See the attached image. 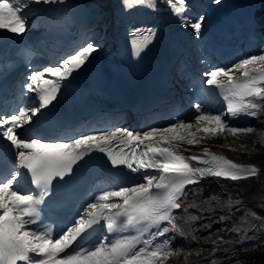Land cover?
I'll return each mask as SVG.
<instances>
[{"label":"snow or ice","instance_id":"snow-or-ice-1","mask_svg":"<svg viewBox=\"0 0 264 264\" xmlns=\"http://www.w3.org/2000/svg\"><path fill=\"white\" fill-rule=\"evenodd\" d=\"M130 2L122 0L125 9ZM164 2L182 27L202 38L204 15H187V0ZM212 2L219 4L221 0ZM41 3L64 4L68 0H0V30L22 36L32 28L24 8ZM134 3L156 9L153 0ZM140 31L133 29L130 35ZM145 31L147 35L133 41L136 58L156 36L155 29ZM99 50L98 44L89 41L58 64L33 69L20 85L22 95L34 94L29 103L11 111L7 104L0 106V264H167L183 250L182 246H172L176 236L186 238L184 227L178 224L180 212L188 214L189 208L198 207L182 208V204L189 194L202 195V181L215 178L222 185L224 181L264 176L257 166L236 163L208 148L186 155L182 147L200 145L210 137L239 138L258 131L264 140V130L232 123L241 117L264 123V49L239 58L231 66L203 73L202 88L212 89L223 99L222 111H211L201 99L192 106L195 115L174 117L167 126H150L143 131L118 126L94 128L51 141L43 136L23 138L17 130L50 111L74 73L86 67ZM95 154H102L112 167L123 165L141 173L144 182L113 184L100 190L82 204L59 234L54 233L44 220L58 213L68 196L57 197L54 192L61 182L71 184L89 167ZM231 207L230 202L229 210ZM250 217L259 219L256 212ZM198 218L186 216L184 223ZM100 229L106 234L97 238ZM246 233L247 229L245 239ZM213 244L218 246L216 241ZM209 264H218V260L212 258Z\"/></svg>","mask_w":264,"mask_h":264},{"label":"rangeland","instance_id":"rangeland-1","mask_svg":"<svg viewBox=\"0 0 264 264\" xmlns=\"http://www.w3.org/2000/svg\"><path fill=\"white\" fill-rule=\"evenodd\" d=\"M250 126H253L260 130H264V128L256 127L255 124ZM205 141L207 144L211 145L210 148L215 144H220L221 146L225 147L223 149L225 152L228 150H232L233 152H231V154L235 159H264V140L261 139V132L259 131L253 132L251 134L241 135L239 138H235L229 135L227 136V138H225L224 136L210 137L207 138V140L205 139L204 142ZM207 200L209 201V199ZM236 200H240L242 203L237 205L235 204ZM214 202L215 201L212 202V205L216 206L217 204ZM262 205H264L263 184L261 185V187L255 188L253 192H246L243 195L233 198L231 210H229L228 207L224 214L222 213V215H220L221 217L223 216L227 218L223 219V221L217 220L216 222H214L212 225H210L208 230L205 231H208L207 233L202 232V234L205 233V242H203V244L199 243L202 245L198 244L199 246L193 248L190 251L191 255H188V252H183L179 256L171 257L167 261V264H177V261L180 260L183 262L185 261V264H209V261L212 258H216L219 264L223 261L230 260L238 250L244 249L247 244L242 242L229 241L228 239H225L224 236L227 234L241 236L243 235L245 229H247V232H249L255 226L257 221V219H251V212H256L258 217L264 218V206ZM249 224H251L252 227H249ZM203 228L204 227H202V229ZM234 228H240L241 232H234ZM213 241H216L218 246L214 245ZM197 252H199V254H197ZM239 263L240 262H235L233 264Z\"/></svg>","mask_w":264,"mask_h":264},{"label":"bare ground","instance_id":"bare-ground-1","mask_svg":"<svg viewBox=\"0 0 264 264\" xmlns=\"http://www.w3.org/2000/svg\"><path fill=\"white\" fill-rule=\"evenodd\" d=\"M188 1L189 0H187V2ZM222 1H224V0H221V2ZM94 2H100L103 6H106L107 0H87V3H94ZM211 4L214 5L213 2ZM37 15L38 14L34 15L33 11L31 10L29 18L32 22V27L37 25V21H38ZM172 18H174V16H172ZM0 33H2V37H0V39L4 44L10 43V41L13 39L12 34L10 32H7L6 30H0ZM99 38H101L100 39L101 43L103 45H105L109 41L108 30L105 29L102 33V36ZM36 66H37V68L39 67L38 65H36ZM198 66L199 67L203 66V63L200 61ZM35 68L36 67H33V69H35ZM202 81H203V76H198L197 77V83L202 85ZM201 93H202V90H201V92H197L196 94H201ZM205 102L207 103L209 108L211 106H213L208 101H205ZM219 111H222L221 108L217 105H214L213 106V112H219ZM189 112H191L193 115L195 113V112H193V110L191 108L189 109ZM262 119H264V118H262ZM116 124H124V122L119 121ZM162 124H164V123H162ZM255 125L258 128H264V123H262L260 120H257ZM163 126H166V125H163ZM17 131L19 133H22L19 130H17ZM216 142H218V141H216ZM210 146L211 145L207 144L206 141L205 142L203 141L200 145H186L185 144L182 147L183 148H189L191 150H195V149L200 150V149L210 147ZM212 148L214 149L213 150L214 152L222 153L224 156L228 157L229 159H232L233 161H236L238 163H243V164L251 163V164L257 166L258 168H260L262 171H264V161H263L264 159L261 160L259 158H256V159L254 158L253 160H251L249 158L248 159L245 158V159L239 160V159H235L233 157V155L231 154V152H233L232 150L231 151L228 150L225 152L223 150L225 147L221 146L220 144H215ZM208 179L206 181H204L203 183H201V185H200V187L203 190L202 195L198 194V195L193 196V195L189 194L188 198L182 204V208L189 207L190 205H193V204L198 205V207L189 208L188 214H184V213L180 212V210L178 211V212H180V215H181V219H180L181 223L179 220L178 224H180L181 226L184 227V231L187 234V237L185 238V240L183 242H178L176 240V238H177V236H176L175 240L173 241V245H172L173 247L184 246V244L185 245L186 244L197 245L199 243L205 242L206 238H205V235L203 236L202 232H205L206 230H208L210 225H212L217 220H219V221L221 220L220 215H222V213L224 214V212L228 209L229 204H230V202L232 203L233 198H236L240 195H243L246 192H250V191L253 192V190L255 188L261 187L262 184L264 185V176H261L259 179L250 178L248 180H241V181H236V182L224 181L222 185L216 183L215 178L212 179V181H209ZM198 198H200V200H198ZM207 199H209V201ZM213 201H215L214 203L217 204L216 206L212 205ZM186 216H197L199 218L196 220L188 219V223L185 225L184 220H185ZM201 227H204V228L201 230ZM170 235H171V233H170ZM192 237H196V239L194 240V239H192Z\"/></svg>","mask_w":264,"mask_h":264},{"label":"trees","instance_id":"trees-1","mask_svg":"<svg viewBox=\"0 0 264 264\" xmlns=\"http://www.w3.org/2000/svg\"><path fill=\"white\" fill-rule=\"evenodd\" d=\"M250 236L251 239L259 243V248L240 252L236 259L241 264H264V219H259L257 227L251 232Z\"/></svg>","mask_w":264,"mask_h":264}]
</instances>
